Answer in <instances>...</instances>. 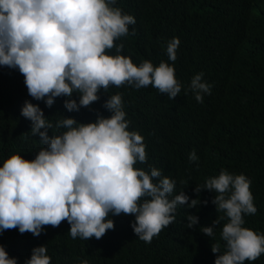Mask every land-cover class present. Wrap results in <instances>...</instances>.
<instances>
[{
    "label": "trees",
    "instance_id": "1",
    "mask_svg": "<svg viewBox=\"0 0 264 264\" xmlns=\"http://www.w3.org/2000/svg\"><path fill=\"white\" fill-rule=\"evenodd\" d=\"M111 6L136 22L105 54L129 57L136 66L150 61L158 67L163 61L174 67L181 92L169 99L152 85L140 89L127 83L109 85L106 91L100 90L97 102L69 112L64 107L68 98H55L49 108L28 95L18 69L0 66V167L12 155L32 161L47 147L32 134L31 121L21 115L26 101L38 105L53 124L48 130L51 137L67 131L55 126L63 117L84 124L98 116L110 117L104 104L120 95L127 130L141 135L145 145L147 161L137 162L134 168L160 170L161 178L175 181L170 199L184 191L189 203L199 199L201 204L196 208L178 205L174 222L151 243L134 234V216L110 214L114 230L99 240L73 239L70 225L63 221L59 227L45 226L39 237L5 230L0 233V245L17 264H25L40 246H46L51 264H214L211 248L218 245V254L227 250L221 233L229 219L212 204L215 192L202 190L197 196L194 189L203 188L221 170L251 180L257 212L245 214L242 227L264 235V0H116ZM174 37L180 45L173 62L167 44ZM200 73L211 85V94H203L202 103L189 88ZM71 99L78 103L79 94ZM193 150L198 157L195 162L189 160ZM189 215L199 218L193 228H187ZM217 219L220 223L213 236L204 235L202 227L212 226ZM244 264H264V253Z\"/></svg>",
    "mask_w": 264,
    "mask_h": 264
},
{
    "label": "clouds",
    "instance_id": "2",
    "mask_svg": "<svg viewBox=\"0 0 264 264\" xmlns=\"http://www.w3.org/2000/svg\"><path fill=\"white\" fill-rule=\"evenodd\" d=\"M115 2L0 0V66L18 69L28 95L49 108L55 98H68L64 107L69 112L97 102L100 90L106 91L109 85L127 83L137 89L152 85L169 99L176 98L182 86L174 67L163 61L158 67L150 61L136 66L129 57L105 54L136 22L111 6ZM179 45V38L169 41V60L177 59ZM122 47L118 46L117 52ZM202 77L203 73L195 75L189 85L199 103L203 94H211V85ZM74 93L79 94L78 103L71 99ZM104 107L110 117L98 116L87 124L63 117L55 126L67 131L50 137L48 130L53 124L38 105L25 102L21 115L31 121L32 134L47 147L32 161L12 155L0 167V233L18 229L20 234L39 237L45 226L55 228L67 221L73 239L99 240L114 230L109 215L123 214L135 217L131 224L134 234L151 243L174 222L178 205L196 208L201 204L199 199L189 203L184 191L170 199L175 181L161 178L160 170L134 168L137 162L147 161L143 137L127 130L129 122L120 95L111 96ZM189 160H198L195 150ZM250 186L245 175L221 170L217 177L208 178L203 188L194 189L197 196L202 190L215 192L212 204L229 219L221 233L227 250L218 254V245L211 248L216 255L214 264H244L264 253V235L242 227L243 216L257 212ZM187 220V228L199 223L196 215ZM219 223L217 219L212 226L202 227L203 234L213 236ZM46 253V246L34 248L25 264H51ZM0 264H17L2 245Z\"/></svg>",
    "mask_w": 264,
    "mask_h": 264
}]
</instances>
